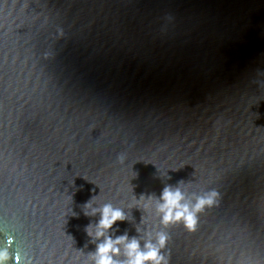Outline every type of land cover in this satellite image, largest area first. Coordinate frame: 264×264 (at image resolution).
<instances>
[{
    "label": "water",
    "instance_id": "water-1",
    "mask_svg": "<svg viewBox=\"0 0 264 264\" xmlns=\"http://www.w3.org/2000/svg\"><path fill=\"white\" fill-rule=\"evenodd\" d=\"M165 187L211 198L194 227L162 222ZM105 205L125 219L97 237ZM121 236V264L132 239L264 264V0H0V264Z\"/></svg>",
    "mask_w": 264,
    "mask_h": 264
},
{
    "label": "clouds",
    "instance_id": "clouds-1",
    "mask_svg": "<svg viewBox=\"0 0 264 264\" xmlns=\"http://www.w3.org/2000/svg\"><path fill=\"white\" fill-rule=\"evenodd\" d=\"M214 195V194H213ZM161 199L163 203L159 205V210L163 213L162 222L167 224L173 221L183 219L187 227H194L195 212L199 211L205 204L211 203V198H201L198 200L193 210L189 206L182 204L183 195L179 189L173 190L171 187H165ZM124 213L120 209H114L111 205H105L101 210V219L98 223V231L96 236L104 235V230L110 229L116 221L124 220ZM166 237L161 234L159 237L160 247L165 244ZM127 241V236L118 237L115 241L111 238H106L103 243L98 246L96 264H121L115 261L110 253H118L119 249L115 246ZM146 251H141L139 242L132 239L126 243V255L128 259L123 264H166L164 257L160 254L159 248L151 243L145 245ZM5 254L0 253V262L5 259Z\"/></svg>",
    "mask_w": 264,
    "mask_h": 264
}]
</instances>
